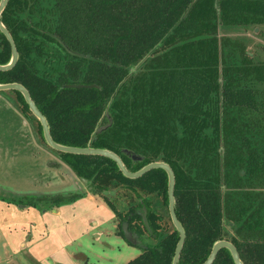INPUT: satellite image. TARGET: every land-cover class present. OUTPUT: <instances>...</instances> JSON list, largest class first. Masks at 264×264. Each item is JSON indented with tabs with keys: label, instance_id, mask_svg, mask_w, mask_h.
Wrapping results in <instances>:
<instances>
[{
	"label": "trees",
	"instance_id": "1",
	"mask_svg": "<svg viewBox=\"0 0 264 264\" xmlns=\"http://www.w3.org/2000/svg\"><path fill=\"white\" fill-rule=\"evenodd\" d=\"M1 20L18 59L0 82L29 90L56 142L108 148L131 170L154 160L172 167L185 230L178 264H202L223 238L245 264H264V62L220 33L264 24V0H8ZM75 82L96 85L64 86ZM51 149L102 197L117 233L127 221L140 241L145 206L156 242L123 264H171L178 231L160 221L162 209L170 219L163 168L131 178L108 156ZM84 193L1 197L52 207ZM212 264L236 263L223 247Z\"/></svg>",
	"mask_w": 264,
	"mask_h": 264
},
{
	"label": "rangeland",
	"instance_id": "2",
	"mask_svg": "<svg viewBox=\"0 0 264 264\" xmlns=\"http://www.w3.org/2000/svg\"><path fill=\"white\" fill-rule=\"evenodd\" d=\"M220 33L241 39L255 61L264 62V24ZM77 192L85 193L52 207L3 198ZM153 207L161 210L156 200ZM160 212L161 224L171 229L166 211ZM117 222L102 197L90 194L45 142L15 92L0 90V264H123L139 254L140 244L156 242L144 223L141 240L129 242L117 233Z\"/></svg>",
	"mask_w": 264,
	"mask_h": 264
},
{
	"label": "water",
	"instance_id": "3",
	"mask_svg": "<svg viewBox=\"0 0 264 264\" xmlns=\"http://www.w3.org/2000/svg\"><path fill=\"white\" fill-rule=\"evenodd\" d=\"M8 0H0V31L5 35L9 46H10V51H11V56L8 62L6 63H0V70H7L13 67L18 59V50L16 47V44L14 42V39L11 35V32L8 30V28L4 25V23L1 20V13L6 6ZM217 4V3H216ZM95 83H81V82H75V83H65L64 86H72V87H82V86H95ZM6 89H17L19 90L22 94L23 97L28 104V108L31 111V113L39 120L41 127H42V134L45 142L53 149L58 150V151H64V152H70V153H81V154H101L108 156L112 158L118 168L121 170V172L131 178L139 177L148 170L156 167L163 168L166 173H167V196H168V212L170 219L172 221V224L178 231V239L174 247V253L172 257L171 264H178L180 252L183 246V242L185 239V230L181 222L179 221L176 212H175V196H174V185H175V175L172 167L165 161L163 160H154L150 161L140 168L136 170H131L127 168L125 163L123 162L121 156L117 154L115 151L110 150L108 148H102V147H92V146H76V145H67V144H62L59 142H56L49 131V126L47 119L45 115L40 111V109L37 107L33 99L31 98V95L29 93V90L20 82L18 81H10V82H0V90H6ZM103 125L102 127H104ZM100 130V128L98 129ZM136 156H134L135 158ZM81 180V179H80ZM82 181V180H81ZM84 181V180H83ZM83 183V182H82ZM145 206H143V211H142V220L149 232H151L149 223L147 221L146 217V212H145ZM121 228L123 231L124 237L132 242V243H137L136 237L134 236L133 232L128 228V223L127 221H123L121 223ZM223 247H227L230 249L234 261L236 264H245L244 261L241 258L240 252L238 250V247L234 242H232L229 239H219L217 240L213 247L212 250L207 257V259L202 263V264H212L213 261L215 260L219 250Z\"/></svg>",
	"mask_w": 264,
	"mask_h": 264
},
{
	"label": "crops",
	"instance_id": "4",
	"mask_svg": "<svg viewBox=\"0 0 264 264\" xmlns=\"http://www.w3.org/2000/svg\"><path fill=\"white\" fill-rule=\"evenodd\" d=\"M90 194H91V192H90ZM91 196H93V195H91ZM53 210H55V208H53Z\"/></svg>",
	"mask_w": 264,
	"mask_h": 264
}]
</instances>
